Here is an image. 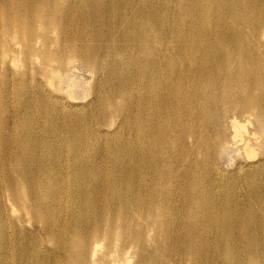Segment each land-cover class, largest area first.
I'll list each match as a JSON object with an SVG mask.
<instances>
[{"label": "bare ground", "instance_id": "obj_1", "mask_svg": "<svg viewBox=\"0 0 264 264\" xmlns=\"http://www.w3.org/2000/svg\"><path fill=\"white\" fill-rule=\"evenodd\" d=\"M96 1L0 0L2 54L28 68L0 72L20 85L0 116V264H264V188L214 162L244 115L247 157L264 144V0ZM58 53L97 76L89 105L26 86ZM46 242L62 257H38Z\"/></svg>", "mask_w": 264, "mask_h": 264}, {"label": "rangeland", "instance_id": "obj_2", "mask_svg": "<svg viewBox=\"0 0 264 264\" xmlns=\"http://www.w3.org/2000/svg\"><path fill=\"white\" fill-rule=\"evenodd\" d=\"M86 2L93 3L94 5L98 2L96 0H85ZM72 22L76 23L82 29L84 28V23L79 19L78 16H75L72 19ZM26 28L20 29L16 34V39L14 37L11 40L12 49L15 47H19V43L23 44L27 40L30 39L31 35L29 31L25 32ZM47 26L46 24H40L36 34H43L46 33ZM96 32V30L94 29ZM72 37L74 36L73 33H70ZM47 38V37H45ZM8 46V45H7ZM20 48H17L16 53H10V55L4 56L2 54V50L0 49V72L3 74L5 71H8L10 75L14 78H18L19 76L26 74L28 68L25 66L26 62L23 58L22 54L19 52ZM69 55H65L63 53H58L55 55L54 61L50 64L53 67L54 72H49V74L41 73V74H34L29 75L28 80L26 81V86L31 88V91L35 89L38 85H42V88L45 89L47 93H44V98L51 99L53 97H46L50 96L51 94H59L58 96L60 99H67L72 102H79L85 103L84 105H89V99H96L95 95L97 96L98 89H97V76L90 68L87 66L88 64L85 62H80V60L76 57L71 60H68ZM43 57H45L43 55ZM41 60L42 55H41ZM45 61V60H43ZM107 67L104 66L103 69ZM105 76H107L105 74ZM24 77V76H23ZM105 78V77H104ZM103 78V79H104ZM102 79V80H103ZM112 80L111 83H118L121 79V74L113 75L110 77ZM99 80V81H102ZM5 79L4 75H0V116L4 117L5 120L9 122L13 121L12 113L16 112L18 109V105H16V101L14 97L10 95L11 90L17 91L20 85L16 84L15 82H11L9 87H6L4 84ZM110 82V81H109ZM8 89V90H7ZM60 91H59V90ZM59 91V93L57 92ZM42 97V96H40ZM118 99V98H114ZM75 100V101H74ZM8 114V116H7ZM218 118L215 117L214 120ZM95 127L100 130L102 126L98 124V120L94 119ZM240 124V136L234 138V130L228 129L226 131V135L221 136L217 140L218 148L217 153L218 155H223V161L220 162L219 158H217L214 162L217 163L222 167L224 170L221 173L220 178L225 179L230 187L233 186V183L246 184V181L250 177H254V181H256L261 188H264V164L263 167L256 171L253 175H249L250 168H247L249 164L255 161H263L264 163V144L260 147H256L255 150V158L247 157L245 153L244 146L246 145V141L249 138V134L255 130V122L253 119L247 115H244L238 120ZM46 126V125H45ZM44 126V127H45ZM232 133V135H231ZM215 140V139H214ZM222 144V145H221ZM237 147L240 148V151L237 152ZM236 150V151H235ZM219 155V156H220ZM225 182V181H224ZM244 192H240L239 189L236 190L234 196L242 197ZM29 225V224H28ZM264 225V222L263 224ZM264 231V228H263ZM245 233V229L240 228H233L230 234V237H238L241 238ZM259 246L262 247L261 257L264 258V234L257 240ZM50 249V250H49ZM46 251H51L55 256L62 257V254H59L56 250H54L53 244L46 242L45 247L42 248L41 252H36L38 257L41 255H46ZM55 259V258H52ZM51 260V259H50ZM61 260V259H56ZM264 260V259H263ZM131 264V263H130Z\"/></svg>", "mask_w": 264, "mask_h": 264}]
</instances>
